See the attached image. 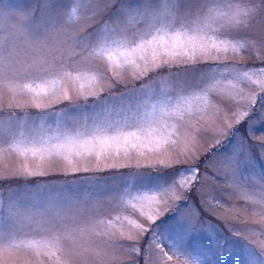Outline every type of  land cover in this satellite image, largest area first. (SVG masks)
Returning a JSON list of instances; mask_svg holds the SVG:
<instances>
[{
    "label": "snow or ice",
    "instance_id": "1",
    "mask_svg": "<svg viewBox=\"0 0 264 264\" xmlns=\"http://www.w3.org/2000/svg\"><path fill=\"white\" fill-rule=\"evenodd\" d=\"M39 11V23H27L28 14H22L6 28L9 13L0 10V181L48 175L47 165L56 160L66 163L64 175L137 170L114 177V189L103 195L86 192L79 198L44 185L10 190L5 202L0 191V264L5 255L21 258V264H33V257L37 264H44L45 257L52 264H112L117 253L132 257L123 264H213L222 244L214 226L197 230L205 241L191 242L200 211L190 205V194L195 190L204 211L215 214L197 185L211 178L212 149L220 141L206 150L180 148L173 136H180L186 118L190 122L217 107L210 100L214 92L243 101V110L233 113L235 124L244 122L258 101L264 105L259 94L264 93V56L258 57L261 66L249 68L220 55L264 50V0H70L61 9L41 0ZM105 16L94 31L86 30ZM200 63L211 73L201 77L211 81L203 87L171 74L135 86L164 68L197 70ZM121 83L125 91H112ZM241 83L255 85L259 93H245ZM62 102L71 110L52 109ZM196 102L204 107L194 111ZM29 108L38 110L35 117ZM224 124L233 127L227 119ZM219 134H225L223 128ZM259 147L264 149V142ZM161 150L165 158L153 163L104 164L101 169L106 156ZM13 156L24 163L9 167L6 161ZM91 157L97 162L94 169L79 166ZM242 157L247 159L243 144L228 157L233 189L264 208V189L249 192L241 183ZM30 159L38 166H30ZM260 179L264 182V175ZM181 200L191 209L188 221L177 207L179 230L162 232L158 219ZM260 215L264 218V211ZM245 243L249 264H264V245L257 251Z\"/></svg>",
    "mask_w": 264,
    "mask_h": 264
},
{
    "label": "rangeland",
    "instance_id": "2",
    "mask_svg": "<svg viewBox=\"0 0 264 264\" xmlns=\"http://www.w3.org/2000/svg\"><path fill=\"white\" fill-rule=\"evenodd\" d=\"M69 2L70 0H50V3L54 4L56 9L65 8ZM40 4L41 0H0V10L6 9L9 13V19L5 27L7 28L12 24H16L22 14H28L29 20L27 23H39L41 16L39 11ZM106 18L105 16L91 21V26L86 30L88 32L94 31L101 23V20ZM259 34V30H257V35ZM19 39L23 40L24 36L21 35ZM220 55L221 59H227L232 63L239 64L241 67L246 66L252 68L261 66V60L258 57L264 56V50L249 49L248 51L240 53H233L230 50L226 55L224 53ZM211 66L214 67L215 65ZM195 69L197 70H193L191 67L185 68L184 66L164 68L159 75L150 74L145 81H136L135 86L139 87L141 83H148L154 79H159L160 75L168 77L169 74L175 79L184 80L188 83H199L201 87L211 82L207 79L201 80L202 76L207 77L211 75L208 71L209 65L200 63L195 65ZM201 69L203 71H200ZM127 78L125 76V79ZM227 79L226 77L225 82ZM131 86L130 84L129 87ZM240 87L245 90V93H259V89L249 83H241ZM112 91L117 94L125 91L123 83L112 89ZM107 94L106 89L103 95ZM259 94L264 95V93ZM7 99L6 96L5 104L7 103ZM92 99L91 97L89 98V105H91ZM210 100L217 106L216 108H207V112L203 117L200 115L193 116L190 122L186 118L185 121L181 122L184 126L180 129V136H173V139H178L180 148L185 147V145L188 147L195 145L202 146L206 150L215 144L217 140L220 141L212 149V164L208 168L211 178L202 180V183L197 185L201 189L203 199L208 202V206L214 210L215 214L204 211V208L200 205L201 197L193 190L190 194V205H195L199 209L200 220L196 223V230L193 232L191 242L195 245L201 241H205L206 236L204 232L197 230L201 229V227L207 229L209 226H214L216 230L215 237L221 242L222 247L212 257L213 264H249L248 252L250 248L245 243V240L251 242L252 247H255L257 251L259 250V245H264V218L260 215L264 211V208H261L259 204L254 205L251 201H248L234 191L232 181L229 178L232 173V167L228 162V157L237 145L243 144L246 149L247 159L241 158V166L245 174V179L241 183L249 192L259 193L264 189V182L260 179L264 175V149L259 147L260 143L264 142V105L258 101L244 122L235 124L233 113L237 110H243V101H239V97L231 99L227 95H220L214 92L210 94ZM79 103H83L82 98L79 100ZM197 106L204 107L202 102H196L193 104L194 111ZM62 108L70 109V105L68 102L52 105V109L54 110ZM28 111L35 117L38 110L29 108ZM88 111H92V109L89 108ZM4 114H7L6 108ZM17 115H21L19 110H17ZM226 119L233 123L231 129L227 128L224 124ZM221 128L224 130V135L219 134ZM197 129H206V131H197ZM185 133H187L186 138ZM165 156V150H161L159 153L146 151L144 155H137L133 152L127 157L123 153L120 156H106L102 158L101 169H103L104 164H130L134 166L139 161L141 165H145L165 158ZM204 158L206 157H201V159ZM6 163L9 167H16L24 163V161L13 156L9 157ZM28 163L32 167H37L39 161L30 159ZM96 163L95 157H91L86 161H81L79 166L81 168L87 166L90 169H94ZM47 167L49 168V174L42 177L6 180L5 184L0 185V191L3 193L5 202L7 201L10 190L22 192L25 189L34 190L44 185H52L58 189H66L69 193H74L79 198H83L86 192L103 195L114 189L116 185V181L113 179L114 177L137 170L135 167H121L119 169L111 168L101 171H89L87 173L81 171L76 174L64 175L61 170L67 167V165L62 160H56L48 164ZM139 170L144 172L150 171V169L144 167H141ZM184 204V200L179 201L178 205L173 204L169 211L158 219L157 224L162 232H175L179 230V225L177 224L178 217L175 211L177 207L181 209L180 216L184 222L186 223L188 221L191 215V209L190 207H183ZM37 207H40L39 201H37ZM104 207L107 208V204ZM230 226L238 230V235L230 230ZM31 259L33 264H37L34 257ZM42 259L44 260V264H52L46 257ZM131 259L132 257L129 255L117 253L112 258V264H117V262L123 264V262ZM3 264H21V258L5 255L3 257ZM140 264H143L142 260ZM171 264H183V261L174 260Z\"/></svg>",
    "mask_w": 264,
    "mask_h": 264
},
{
    "label": "trees",
    "instance_id": "3",
    "mask_svg": "<svg viewBox=\"0 0 264 264\" xmlns=\"http://www.w3.org/2000/svg\"><path fill=\"white\" fill-rule=\"evenodd\" d=\"M21 180H23V179H21ZM5 181H6V180H4V181H0V185L5 184V183H6ZM18 182H22V181H18Z\"/></svg>",
    "mask_w": 264,
    "mask_h": 264
}]
</instances>
